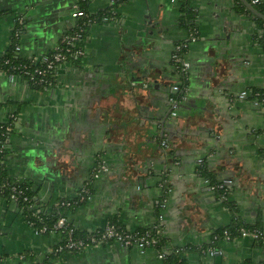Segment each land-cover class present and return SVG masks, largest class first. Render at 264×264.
I'll list each match as a JSON object with an SVG mask.
<instances>
[{"label": "crops", "instance_id": "0c3cea01", "mask_svg": "<svg viewBox=\"0 0 264 264\" xmlns=\"http://www.w3.org/2000/svg\"><path fill=\"white\" fill-rule=\"evenodd\" d=\"M237 1L189 2L198 40L185 55L187 101L192 105H182L179 116L180 128L195 132L183 134L182 163L172 177L173 192L167 207L159 209L160 192L149 170L163 157L136 106H147L157 114L165 104L159 94L163 85L151 95L139 87L132 89L131 84L147 82L151 74L168 79L173 43L189 39L181 1L0 0V57L17 28L21 56L38 60L50 53L74 28L78 18L73 13L80 3L96 18L113 15L110 22L98 18L87 25L82 43L85 57L76 65L57 67L56 87L36 90L22 78H15V86H10L6 77H0V121L8 111L17 116L0 169L23 181L37 208H45L59 199L75 198L100 150L109 171L90 180V201L67 210L73 226L85 231L112 218L128 230L158 224L166 249L197 248L183 252L184 264H264V247L248 237L219 241L220 258L199 251L208 246L214 230L231 222L232 214L204 183L189 176L196 159L207 157L213 171L236 180L230 199L240 220L264 231V108L255 104L252 95L264 87V51L257 24ZM19 16L24 19L21 25ZM73 66L92 71L89 86L60 83L78 82ZM243 91L246 94L240 98ZM38 148L51 163L45 167L48 177V169L64 171L56 181L40 177L41 162L34 159L32 164ZM26 163L30 172L23 176ZM60 240L56 233H37L18 203L0 197V264H37L56 252ZM56 254L55 264H162L152 248L141 251L114 242Z\"/></svg>", "mask_w": 264, "mask_h": 264}, {"label": "built area", "instance_id": "2783aa9c", "mask_svg": "<svg viewBox=\"0 0 264 264\" xmlns=\"http://www.w3.org/2000/svg\"><path fill=\"white\" fill-rule=\"evenodd\" d=\"M170 1L175 2L177 0ZM1 14L2 13L0 12V15ZM73 16L76 18H85L84 24L87 25L96 20V18L91 17L88 13H85L80 9L74 11ZM22 20L23 17L17 18L19 25L22 24ZM82 31L83 29H80L79 31L65 34L50 53L43 55L38 60H30V63L12 64L9 60H4V64L7 65V67H0V77H6L7 79L12 80L16 77L23 76L28 79V81H32L36 85H41L45 89L51 87L56 83L55 74L57 67L60 64L67 62L68 53H72L74 56L81 54L79 47L74 48V50L72 48L79 45L80 40L83 37ZM19 33V28L15 29L13 32V38L17 40ZM192 40H194V37L181 41L180 44L176 46V49L180 51L187 46L189 41ZM19 50L20 46L16 41L14 44V51L15 53H18ZM173 56L177 58V61H180V55L178 53H175ZM175 102L174 98H170V104L173 108H176ZM16 120V113L10 111L8 113L7 122L2 130V135L4 137H6L8 132L11 131ZM102 168H104L103 165ZM0 197L16 203L20 201L22 203V210L26 204L31 205L32 201V197L25 193V190L19 186L17 180H11L9 178L0 179ZM71 204L74 205L75 202L70 200L60 203V205L64 206H70ZM159 216L162 217L161 215ZM27 223L31 227H34L35 225L33 220H29ZM34 230L37 233L52 232L59 235L61 240L54 250L56 251L53 252L54 254L62 251L82 252L97 247L105 242H114L126 248H136L143 251L148 248H154L158 245L159 239L163 237L162 228L158 224L142 229L128 230L122 225L108 222L101 227H94L93 229L87 230L86 234L83 236H77L75 235L74 226L71 225L64 216L58 217L51 228L42 225L39 228H34ZM236 232L237 235L232 236L227 230H223V239L225 241H232L239 237H248L257 243H262L264 246V231L260 227L256 226L252 229L240 227ZM215 239L216 235L212 236V240ZM186 248L189 249L190 247ZM181 249L184 250V248H177L176 251ZM199 251L204 255L213 256L218 250L216 246L209 245L206 248L199 247ZM165 252V248L158 251V257L164 259Z\"/></svg>", "mask_w": 264, "mask_h": 264}, {"label": "flooded vegetation", "instance_id": "af4514ba", "mask_svg": "<svg viewBox=\"0 0 264 264\" xmlns=\"http://www.w3.org/2000/svg\"><path fill=\"white\" fill-rule=\"evenodd\" d=\"M247 1H249V3L251 5H253V7H255L260 13H262L264 15V13L258 9V5H260V6L264 5L263 0H255V1L254 0H247ZM237 2L239 3V2H241V0H239ZM237 5H238V8L240 9V5L239 4H237ZM245 10L243 9L242 11H244L248 15V17L250 16L258 26V28H257L258 33H259L257 36L258 42L260 44V47L264 51V41H261V36H262L263 31H264L263 25H259L256 22V20L252 16L254 14H252L250 11H248V9L246 7H245ZM254 16H256V15H254ZM19 17H17V18H19ZM256 17H258V16H256ZM98 18H102L103 21L110 22L113 20V15L110 13H103L102 16H100ZM98 18H96V20H94L91 23L97 22ZM260 19H262V18H260ZM192 37H194V40L189 41L187 46L185 48L181 49L180 51L176 49V46L178 44H180L181 40L173 43L171 54H170V59H169V65L171 67V70H170V72H168L170 74L168 79L162 78L161 80H159L158 79L159 77H156V75L151 74V75H147V77H146L148 79L147 82H142L140 85H137V83H134V82H132V84H131L132 89L139 87L140 89H144L147 94H151V95L153 94L154 89L159 88V86H161V84L163 85L162 88L160 87L162 89V92H159V94H161V96L164 98L165 104L160 106L162 108L158 111L157 114H154L153 112L149 111L148 110L149 107H147V106L142 107L141 105H138V104L136 106L137 110H138L137 115L143 116L145 118V121H147V123L149 124L148 128L151 129V131H150L151 140H152L156 150H158L159 154H161V156L163 157L162 162H165V164L163 166L160 165L162 162L159 165H157V167H160L159 168L160 171L158 173L155 172L159 175L158 176L156 174V177H157L156 186L158 187V190L160 192V197H159L157 205H159V201H161V199L162 200L163 199L168 200L169 196L173 192L172 177L176 171L178 172V170L180 168L179 166H181V163H182L181 154L183 153V151L181 152V150H180L181 149L180 142H182V140H184V138H182L183 134L195 132V131L189 130L190 128L188 130L180 128L182 118L179 116V110H180L182 105H189L192 103V102L190 103L187 101L188 100V93H189V88H188L189 68H188V64L185 60V55H186V52H187L189 46L191 45V43H195L198 40L196 20H194V27L191 29L190 28L187 29V38H192ZM83 42H84V36L82 37V39L80 40V43H79L81 54L75 56L77 61L73 62V64H75V65L78 64L85 57V51H84L83 44H82ZM175 53H178L180 55V61H177V58H175L173 56ZM70 63H72V62H70ZM153 85L155 88L153 87ZM54 86L55 87L57 86V82L54 85H52L51 88ZM262 88H264V87H262ZM46 89L44 88V90H46ZM245 94H246V91H243L239 94V97L242 98L245 96ZM252 95L255 98L254 99L255 104L257 106H262L264 108V97L259 98L260 95L258 92H255V93L253 92ZM170 98L175 99L176 108H173L171 106ZM152 100L153 99L151 98L150 99L151 103H153ZM150 101L146 100V103L149 104L148 102H150ZM161 101L162 100L160 99V100H158L157 103H159ZM160 105H161V103H160ZM194 106L197 107L196 105H194ZM8 113H9V111H8ZM7 119H8V116H6V118H4L2 121H0V132L3 130V128L5 126L4 124L7 122ZM13 128L11 129V131L13 130ZM11 131L8 132L7 137L10 136ZM201 131H202V133H204V130H201ZM3 148L5 150V146ZM2 150L3 149L1 148L0 151L2 152ZM171 151L174 152L173 157L170 155ZM196 160L197 161H195L194 168H193V170L189 176L197 177L198 178L197 180L204 183L206 185V187L209 190H211L219 200L222 201V203H224L226 200L231 202V199H230L231 196L230 195L232 193L234 186L236 185V180L235 179H233V180L227 179V178L224 179L223 176L219 173L220 171L215 172L212 170L213 173L216 174L217 181L220 180L219 182L216 181L215 183H213L210 179H208V177H206L202 173L203 167L211 169L209 166V162H208L209 160L207 159V157H201V158H198ZM95 163H96L95 167H93L90 170V174H91L90 178L87 179V181L85 183H82V185L83 184L84 185L83 186L81 185V188L78 190V193L75 196V198L71 199L75 202L74 207L80 206L81 204L90 201V199L92 197V195H91V188L92 187L89 186V182H91L90 180L95 179V178H99V176H101L102 174H105L109 171V167L107 165H105L104 160L101 159L100 157L97 156ZM103 164L105 165L104 168H102ZM152 168H150V170H149V173H151V174H152V172H151ZM164 184H166L164 186L165 189H163ZM163 190H164V192H163ZM162 194L168 195V198L166 196L161 198ZM231 204H232V202H231ZM233 206H234V204H233ZM160 207H163V206H160ZM163 208H165V207H163ZM154 250L157 251L156 249H154ZM157 253H158V251H157Z\"/></svg>", "mask_w": 264, "mask_h": 264}, {"label": "trees", "instance_id": "16d2710c", "mask_svg": "<svg viewBox=\"0 0 264 264\" xmlns=\"http://www.w3.org/2000/svg\"><path fill=\"white\" fill-rule=\"evenodd\" d=\"M179 1H181V3H182V11H183V14H184L183 18H182V24L184 26H186L188 29L189 28L191 29V28L194 27L195 16H194L193 10L189 6L190 0H179ZM238 4L240 5V9L241 10H243V9L245 10V7H244V5L241 2H239ZM78 8H80V10H83L85 13H88L86 11V8H85V6L83 4L80 3ZM258 9L261 12L264 13V5L263 6L258 5ZM90 16L93 17V18L97 17V16H93V15H90ZM252 16L254 17L256 22L259 25H263V28H264V21L262 19H260L259 17H256L254 15H252ZM84 21H85V18H78L76 23H75L74 28L72 29V31L70 33H73L75 31H79L80 29H83L82 36H85V33L87 31V24H84L85 23ZM16 41L17 40L12 37L11 45L8 47L6 53L2 57H0V67H3V68L7 67V65L4 64V60H9L10 63H12V64L30 63V60L24 58L23 56H21L19 54V52L15 53L14 44H15ZM261 41H264V31H263L262 36H261ZM76 47L80 48V45L74 46L72 49L74 50V48H76ZM67 61L73 63V62H75L77 60H76V57L72 53H68ZM20 78L28 81V79L24 78L23 76H21ZM27 83L32 88H34L36 90H41V91L44 90L43 86L36 85L32 81H28ZM253 92L254 93L258 92L259 95H260L259 98L264 97V88H259V89H257L256 91H253ZM9 103H10L9 101L6 102V105H9ZM6 139H7V136L4 137L2 135V131H1L0 132V150H1V148L4 150L3 147L6 144L5 143ZM3 150H2V152L0 151V161H3V158H4L5 150L4 151ZM170 155L173 157L174 156V152L171 151ZM164 164H165V162H162L160 165L163 166ZM159 168L160 167H155V168L153 167L152 171H151L152 172L151 176H152V178H154L155 181L157 179L156 174L160 171ZM155 172H157V173H155ZM202 173L206 177H208V179H210L213 183H215L217 181L216 174L213 173L212 169L203 167L202 168ZM2 178H9V177L7 176L5 170H3L1 168L0 169V179H2ZM9 179L14 180L12 178H9ZM219 181H217V182H219ZM17 182H18L19 186L25 190V193L27 195H29L30 197H32L31 205L30 204L29 205L26 204L24 206V209L22 210V213H23V216H24V219L26 220V222H28L29 220H33L35 222L34 227H32L33 229L34 228H39L42 225H46L47 227L51 228L52 225L58 219V217L64 216L66 218L67 210L74 208V205H72V204L70 206L60 205V203L63 202V201H70L71 200V199L67 200V199H64V198L59 199L55 205H51L50 207L37 208L36 200H34L33 193L31 192L29 187L21 180H17ZM165 185L166 184H164L163 187ZM89 186H91V183H89ZM163 189H165V187ZM163 192H164V190H163ZM161 196H162L161 198H163L164 196H166L168 198V195H165V194H162ZM161 201H162V199H161ZM224 203H225V206L229 208V210H230V212L232 214L231 222L228 225L221 226V227H219V228H217L216 230L213 231V233L211 235V240H212V236H214V235H216V239L212 240V242L210 241L208 246L209 245H214L217 248V245H218L219 241H225L223 239V230H227L232 236H234V235H237L236 230L238 228H240V227H245V228H248V229H252L253 227H256V225H249V224H246V223L242 222L240 220V218L237 216L236 208L233 206V204H231V202L226 200ZM18 205L21 207L22 203L19 201ZM158 208L160 209V203L158 205ZM69 223L71 225H73L71 222H69ZM108 223H115V224H119L120 225V222H118V220L116 218L110 219L108 221ZM74 228H75V235L83 236V235L86 234L87 230L83 231V230H81V229H79V228H77L75 226H74ZM139 229H142V228H139ZM46 233H48V232H46ZM165 244L166 243H165V239H164V236H163V237H161L159 239L158 245H156L153 249H156L157 251H161V250H163L166 247ZM258 244L260 246L264 247L262 245V243H258ZM208 246L204 245L203 247L206 248ZM185 248L186 247H184V250L181 249V250H178V251H176L177 248H175V249H166L165 248V251H166L165 252V258L162 259V264H184V256H183L184 253L183 252L184 251H189V250H192V249H197V248H193V247H190L189 249H187V248L185 249ZM57 257H58V254L51 253L44 260L39 261L37 264H48V263L49 264H55V261H56Z\"/></svg>", "mask_w": 264, "mask_h": 264}, {"label": "water", "instance_id": "95a60500", "mask_svg": "<svg viewBox=\"0 0 264 264\" xmlns=\"http://www.w3.org/2000/svg\"><path fill=\"white\" fill-rule=\"evenodd\" d=\"M241 2L243 3V5L248 9V11H250L252 14L262 18L264 20V15L262 13H260L255 7H253V5H251L249 3V1L247 0H241ZM83 63V62H82ZM65 65L67 66H72V64L70 62H65L64 63ZM73 67L75 69H73ZM72 67V73L76 74L78 76V82H75V83H72V82H68L67 85H65L66 83H64L62 80L60 81L61 84H63L64 86H67V87H73L75 86V88H81V87H87L89 86L87 83H88V79H91L93 78L92 76V71L89 69V68H86L84 66H73ZM86 72H91L89 73L88 75L86 74ZM16 78H20V77H16ZM7 82L10 86H15V82H16V79H12V80H9L7 79ZM84 82V83H82ZM82 83V84H81ZM92 88L90 87L88 90L90 91ZM54 90V89H53ZM82 90V89H80ZM34 131V130H33ZM32 131V132H33ZM36 131V129H35ZM9 137L6 139V144L9 143ZM6 144H5V147H6ZM37 150H39L40 152H36L34 154V156H32V158L30 159L32 164L33 163V160L36 159L38 160L40 163V166H41V174H40V177H43L44 180H47L49 181L50 179L52 181H56L59 177H61V175L63 174V170L60 168V167H57L54 171H50L48 169V172L50 173V177H48V174L45 172L46 168L45 167H48L49 168V165H51V163H49V161H47L46 159V152L45 153H42L43 151H41L42 149L38 148ZM45 151V150H44ZM41 153V154H40ZM100 153V150H98L97 152V156L100 157L101 159H103V156L102 155H99ZM72 157H70L71 159ZM96 159V158H95ZM93 162V167H95V163L94 161ZM24 170L22 171V174L21 175H25L26 176V172L29 171L30 172V166H29V163H26L24 166ZM90 173L87 175V177L84 179V181L89 177ZM129 182L131 181L132 177H129ZM83 181V183H85ZM131 183V182H130ZM82 185V184H81ZM84 185V184H83ZM82 185V186H83ZM138 190V192H140V189H141V186H136ZM15 205L17 204L16 202H13ZM160 203V206H163V207H167L168 205V200L167 199H163L162 201H159ZM217 252L212 256V257H217V258H220L221 257V251L217 248ZM211 257V256H210Z\"/></svg>", "mask_w": 264, "mask_h": 264}]
</instances>
